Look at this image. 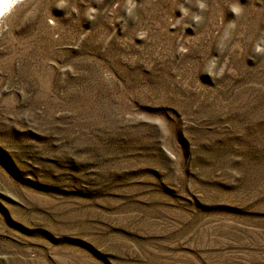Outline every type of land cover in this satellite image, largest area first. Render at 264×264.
<instances>
[{"label": "rangeland", "instance_id": "1", "mask_svg": "<svg viewBox=\"0 0 264 264\" xmlns=\"http://www.w3.org/2000/svg\"><path fill=\"white\" fill-rule=\"evenodd\" d=\"M134 2L0 20V264H264V0Z\"/></svg>", "mask_w": 264, "mask_h": 264}, {"label": "clouds", "instance_id": "2", "mask_svg": "<svg viewBox=\"0 0 264 264\" xmlns=\"http://www.w3.org/2000/svg\"><path fill=\"white\" fill-rule=\"evenodd\" d=\"M15 2L16 0H0V16H3L5 13H7ZM59 5L60 7H66L68 5V0H59ZM196 6L201 10H203L206 7V5L202 2V0H197ZM135 8H136V4L134 0H127L125 10L128 16L134 15ZM178 9L181 12V16L177 18L176 26L179 25L180 19L182 17L189 15V10L184 8L183 6H181ZM229 9L231 10L232 13H234L235 16H240L243 11L241 4L239 3V0H234V2L229 5ZM73 11H75V9H73ZM88 12L89 14H91L94 12V9L89 8ZM201 19L202 17L199 15H195V14L192 15L193 22L199 23ZM49 23H52V21L50 20ZM233 28L234 25L231 22H229L219 38V43L217 45L218 51H222L227 46V42L231 39V30ZM181 50L183 51V49ZM254 52L256 54H264V39H261L260 41L257 42V44L254 47ZM202 72L208 74L211 78L215 77L218 79L221 76H223L225 72V67L223 65L218 66L215 57H213L207 62Z\"/></svg>", "mask_w": 264, "mask_h": 264}, {"label": "bare ground", "instance_id": "3", "mask_svg": "<svg viewBox=\"0 0 264 264\" xmlns=\"http://www.w3.org/2000/svg\"><path fill=\"white\" fill-rule=\"evenodd\" d=\"M18 1H19V0H16V2H15L14 4H16ZM14 4H13V5H14ZM10 9H11V8H10ZM10 9H9V10H10ZM4 15H5V14H4ZM4 15H3V16H4ZM3 16H0V20L2 19Z\"/></svg>", "mask_w": 264, "mask_h": 264}]
</instances>
